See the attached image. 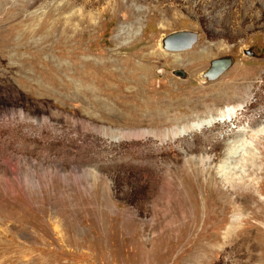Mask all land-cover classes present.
<instances>
[{"label": "rangeland", "instance_id": "rangeland-1", "mask_svg": "<svg viewBox=\"0 0 264 264\" xmlns=\"http://www.w3.org/2000/svg\"><path fill=\"white\" fill-rule=\"evenodd\" d=\"M174 5L163 27L155 12ZM180 31L197 35L182 54L225 46L198 72L155 56L140 75L147 41L169 52L162 39ZM222 57L232 65L206 81ZM241 67L238 116L180 135L234 104L209 87ZM262 128L264 0H0V264H259L255 238L237 263L221 250L230 200L241 233L264 232L240 202L264 203ZM229 152L236 190L216 170Z\"/></svg>", "mask_w": 264, "mask_h": 264}, {"label": "bare ground", "instance_id": "bare-ground-1", "mask_svg": "<svg viewBox=\"0 0 264 264\" xmlns=\"http://www.w3.org/2000/svg\"><path fill=\"white\" fill-rule=\"evenodd\" d=\"M187 3H189V2H187ZM90 4H92V3H89V5ZM117 8L121 9L122 7H121V5H119ZM188 9L189 10L191 9L190 5L188 6ZM179 12H182L181 8L177 5H174V6H169L168 8H165L163 10H160L159 12H155V14L157 15L158 19L163 21L162 26L167 27V26H172L177 21H179V15H178ZM168 18H171L173 21L172 22L165 21ZM231 28H233V27H231ZM147 43L149 44L148 47H151L155 50V47L157 44L156 40L149 39L147 41ZM221 46H225L224 43L217 42L215 44H207L206 42H203V43L199 44V46H197V48H195L193 51L187 52L184 54L180 53V51H183V50H180V51L167 50L169 52H164V53L153 50L152 52H148V53H144V54L140 55V57H139L140 62L138 63L136 70L139 72L140 75L146 76V72H147L149 66L147 67V65L144 64V62L149 61L151 58H153L155 56H160V57H164L167 61L171 60V63L175 66L183 65V63L184 64L189 63L188 65H190V67L194 69V72H196V71L198 72V70L203 66V64L211 56H213L217 51H219L221 49ZM127 60H128V63H130L132 61L130 58ZM234 69H233V72H231L229 74L227 81H221V82L217 83L216 85L209 87V88L214 89L216 91L215 95L212 97L213 99H211L215 104H219L222 101L234 103V104L226 105L225 107L220 109L219 115L217 117H211L208 119L200 120L196 123L191 124L190 128H188V129H184V128L180 129V135H185V134L189 133L190 131L199 130L202 127H209V126H212L213 124H216V123L230 122L235 117L238 116L237 114H239L240 111L245 107L246 100L243 98H242L243 100H238L237 98L232 96L234 93H238V95L240 94L241 86L237 87L235 85V83L231 82V79H234L235 77H240L242 80H245L247 78V75L245 73V69H243L242 67L236 68L235 70ZM242 80H239V81H242ZM237 81H238V79H237ZM138 94H139V96L142 97L141 99L143 100V103H146V99H144L143 91L141 89H138ZM263 130L264 129L262 128L261 130H258L253 134L256 137V136H258L259 133H262ZM251 155L254 156V154H251ZM237 160L238 159H235V157L232 155V153L229 152L221 161H219L220 164L216 166L217 174L219 175L221 181L224 183V185L228 186V189H230V190H236L240 185H243L240 178H238L237 172L239 171L238 169H240V168H239V164L237 163ZM240 167H242V166H240ZM240 171H242V170L240 169ZM244 171H243V173H244ZM243 173H242V175H243ZM240 202H242V204L244 206H246L248 208L250 207L252 209V212L250 213L249 218H253L257 221L264 220V203H259V201L252 202V201L248 200V198H246V197L241 198ZM228 203L233 205L234 212H233V215L231 216V220H230L227 228L225 229L224 234H225L226 239L225 238L224 239L226 240V242L227 241L231 242V245H230V247H227L228 246L227 245L226 246L227 248H224L221 251L222 252L224 251L225 254H229L230 259H233V261H235L237 263L238 260L240 261V259H242L241 257H243V254L241 252L244 248H246V246L248 245L247 243L251 239L255 238L258 241L256 242V244H254V247L260 246V248L263 249V251H262L263 254L260 255L258 258L261 261V262H259V264H264V232L262 233V235L255 234L252 232L251 233L246 232L245 234L241 233L242 229L239 228V225H240L239 219H240L241 214L238 211L239 208L237 206V201L236 200H230ZM206 204H207V207L209 210L213 206H215V202H214L211 194H209V196L206 198ZM229 204H227V205H229ZM216 237L217 236L212 235V236L208 237L207 239H209L210 241H213V240H216ZM247 256H248V258H247L246 262H241V264H254L255 257L253 255H247Z\"/></svg>", "mask_w": 264, "mask_h": 264}, {"label": "water", "instance_id": "water-1", "mask_svg": "<svg viewBox=\"0 0 264 264\" xmlns=\"http://www.w3.org/2000/svg\"><path fill=\"white\" fill-rule=\"evenodd\" d=\"M197 42V35L190 31H180L164 37L161 41L164 50L180 51L188 50ZM233 61L230 57H222L212 60L202 77L206 81L218 79L231 65Z\"/></svg>", "mask_w": 264, "mask_h": 264}]
</instances>
